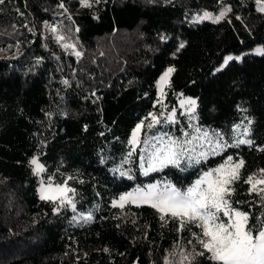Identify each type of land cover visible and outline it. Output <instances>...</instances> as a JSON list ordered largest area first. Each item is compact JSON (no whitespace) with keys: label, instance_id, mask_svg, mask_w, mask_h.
Returning a JSON list of instances; mask_svg holds the SVG:
<instances>
[{"label":"trees","instance_id":"obj_1","mask_svg":"<svg viewBox=\"0 0 264 264\" xmlns=\"http://www.w3.org/2000/svg\"><path fill=\"white\" fill-rule=\"evenodd\" d=\"M91 4L0 3V264H164L166 257L171 264H215L208 253L199 255L204 249L193 236L201 232L195 225L181 231L178 221H162L148 205H112L156 181L186 189L231 155L245 162L233 185L231 199L240 202L234 206L253 217L264 212L244 182L264 169V55L249 52L264 49V13L255 0ZM224 4L231 11L220 22L194 21ZM58 35L65 39L57 42ZM226 54L243 55L219 68ZM168 66L175 69L171 86L158 103V81ZM182 95L197 98L194 113L182 110ZM173 109L176 123L166 115ZM150 114L161 120L152 129ZM141 122L133 151L129 141ZM196 127L208 139L221 134L229 145L253 143L228 147L184 171L182 163L143 174L140 157L152 151L154 137L187 139L182 133L199 135ZM196 143L203 145L197 153L210 147ZM33 157L44 163L45 179L67 180L75 189V210L40 199Z\"/></svg>","mask_w":264,"mask_h":264},{"label":"snow or ice","instance_id":"obj_2","mask_svg":"<svg viewBox=\"0 0 264 264\" xmlns=\"http://www.w3.org/2000/svg\"><path fill=\"white\" fill-rule=\"evenodd\" d=\"M3 2L4 0H0V3ZM255 3L256 10L264 13V0H255ZM80 4L81 7L92 6L91 0H80ZM59 7L64 8L65 6L60 3ZM230 11L231 8H227L215 17L211 13L205 12L200 20H211L213 23H218ZM49 27L51 32H57L55 27ZM56 39L59 42L65 37L58 35ZM183 46V44L180 45V47ZM63 47L74 48V45L64 44ZM257 54L264 55V49H258ZM75 55L79 56L80 53L76 52ZM233 59L234 57L228 56L224 64L227 65ZM235 59L240 58L236 57ZM174 71V68L169 67L161 75L158 81L161 97L166 94L165 86H171V75ZM158 103H162V100H159ZM180 104L181 107L189 105V113L195 112V100L190 98L181 100ZM150 117L151 121L147 124L148 129H152L161 123L157 115L150 114ZM190 119H195V117L190 116ZM168 121L177 122L175 109L171 111ZM144 127V122H141L133 130L132 139L129 141L134 146L133 151H135V146L141 143L139 136ZM236 129H239V125L236 126ZM248 131L246 128L244 135H247ZM194 132L199 135L191 136L188 132H183L182 136L187 137V139L172 136H168L167 139L164 136L154 137L153 142L149 145L152 151L146 152L140 157V167L143 169V174L148 175L153 171H162L168 166L181 168L182 163L185 167L181 170L184 171L188 166L206 161L209 155H220L228 147H238L241 144L252 145L253 143L249 139H239L235 145H229L223 142V136L219 133H213L215 139H208L209 133L202 132L199 127L194 128ZM202 140L210 147L206 151L197 153L196 148L203 147V145L194 144V141ZM143 143H148V141L145 140ZM260 151H264V148H261ZM131 154L130 152L129 156ZM30 164L33 166V172L36 175L45 171V167L40 163L38 157H33ZM244 165L243 159L234 160L229 155L224 163L204 171L186 189L182 190L170 182L155 183L145 187L138 186L133 191L122 194L118 201H113L112 206L123 208L126 203L137 206L148 205L160 213L162 221L166 218L178 221L181 231L186 225H195L201 229V232L200 234L193 233V236L204 249V252H200L199 255L203 256L205 252L208 253V258L215 264H264V212L260 216L253 217L250 211H243L235 207L234 203L239 204L240 202H233L231 199L235 192L233 185L240 180L241 169ZM121 175H126V173H121ZM131 178L129 176V179ZM244 182L250 185V193H255L261 204L264 205V169L260 170L259 176L256 174L249 175ZM74 192L75 189L68 186L67 180L56 184H53L51 180L47 184L41 181L39 189L41 200L53 203L59 201L60 206L71 205L73 210H75V204L68 194ZM87 219L90 220L91 216H88ZM253 220L254 222H251ZM184 259H187V256ZM164 264H171V261L166 257ZM181 264H183L182 261Z\"/></svg>","mask_w":264,"mask_h":264},{"label":"rangeland","instance_id":"obj_3","mask_svg":"<svg viewBox=\"0 0 264 264\" xmlns=\"http://www.w3.org/2000/svg\"><path fill=\"white\" fill-rule=\"evenodd\" d=\"M227 8H230V6H229V4H224L222 7H220L218 10H216V11H211V10H209V9H205V10H203V13L198 17V19H196V20H194L195 22H197V21H203V20H200V17H202L203 16V14L205 13V12H208V13H211L212 14V16H218L219 15V13L221 12V11H224L225 9H227ZM229 13V12H228ZM228 13H227V15H228ZM226 15V16H227ZM182 42V41H181ZM182 43H180V45H181ZM258 49H263V47L262 46H257V47H255L254 49H252L251 51H249V52H257V50ZM242 55L243 54H226L225 55V57H224V61H225V59L228 57V56H232V57H234V58H236V57H239V58H241L242 57ZM225 64H224V62L219 66V68L220 67H223ZM169 67H171V68H173L172 66H168L167 67V69L169 68ZM166 87V86H165ZM157 89H158V93L160 94V88H159V84L157 85ZM164 91H165V88H164ZM161 94L159 95V98H158V100H161ZM193 99V100H195L196 101V104H197V98L196 97H194V96H190V95H182V97L180 98V101L181 100H185V99ZM180 101H179V104H180ZM180 107H181V104H180ZM190 106L189 105H185L184 107H181L182 108V110L183 111H185V112H188V108H189ZM176 113H177V111H175ZM170 113H171V111L170 112H167L166 113V115L169 117V115H170ZM189 113V112H188ZM39 158V161H40V163H42L43 165H44V163L40 160V157H38ZM45 167V166H44ZM259 174H260V172L257 174V176H259ZM40 175H41V180H40V186H41V181H43L45 184H47L48 182H49V180L48 179H45V177L42 175V173H40ZM51 182H53V181H51ZM56 183H58V182H53V184H56ZM155 183H162V182H160V181H156V182H153V183H149V184H147V185H150V184H155ZM147 185H144V186H139V187H145V186H147ZM174 185V184H173ZM40 186H39V189H40ZM68 186L70 187V185L68 184ZM174 186H176V185H174ZM176 187H178V186H176ZM137 188V187H136ZM178 188H180V187H178ZM135 189V188H134ZM134 189H131V190H129V191H127V192H130V191H133ZM180 189H182V188H180ZM183 190V189H182ZM127 192H124V193H127ZM123 193V194H124ZM39 195H40V193H39ZM69 195V197L72 199V201H73V203L75 204V201H74V198H73V194L72 193H69L68 194ZM119 200V199H118ZM117 200V201H118ZM183 259V258H182Z\"/></svg>","mask_w":264,"mask_h":264}]
</instances>
